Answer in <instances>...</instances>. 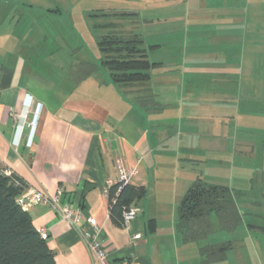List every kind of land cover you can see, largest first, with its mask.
<instances>
[{
    "label": "crops",
    "instance_id": "1",
    "mask_svg": "<svg viewBox=\"0 0 264 264\" xmlns=\"http://www.w3.org/2000/svg\"><path fill=\"white\" fill-rule=\"evenodd\" d=\"M145 1L0 0V167L96 218L114 264H264V1ZM72 14L100 38L118 22L144 39L161 64L151 71L152 107L113 85L102 66L76 63L61 48ZM29 104L26 123L36 127L21 131ZM118 158L129 168L140 160L131 184L147 189L129 229L110 218ZM210 166L248 172L251 189L237 187L235 176L228 185ZM197 179L237 193L238 227L227 230L212 214L206 238L185 240L177 210ZM28 212L49 232L56 264H97L50 206ZM226 243L222 260L203 252Z\"/></svg>",
    "mask_w": 264,
    "mask_h": 264
},
{
    "label": "trees",
    "instance_id": "2",
    "mask_svg": "<svg viewBox=\"0 0 264 264\" xmlns=\"http://www.w3.org/2000/svg\"><path fill=\"white\" fill-rule=\"evenodd\" d=\"M124 17V15H118ZM118 22L106 26L107 35L98 39L101 66L109 81L133 96L142 108L152 107L155 94L151 88V71L159 63L151 61L144 39L135 33L121 30ZM0 167V264H56L55 253L35 227L28 211L17 203L25 190L23 181L13 174L6 177ZM18 182V186L15 185ZM119 185L108 187L110 218L123 227L124 212L146 197L144 186L128 184L118 192ZM237 193L227 185L211 184L197 179L181 199L177 210V229L186 241H199L212 231L211 215L216 214L223 228L232 230L241 223L235 198ZM115 200V203L113 201ZM229 243L203 249L210 258H223Z\"/></svg>",
    "mask_w": 264,
    "mask_h": 264
},
{
    "label": "built area",
    "instance_id": "3",
    "mask_svg": "<svg viewBox=\"0 0 264 264\" xmlns=\"http://www.w3.org/2000/svg\"><path fill=\"white\" fill-rule=\"evenodd\" d=\"M27 113L22 114L23 125L19 124L18 128L23 131L24 125L30 112H32V104L27 107ZM38 116L37 113L34 114ZM36 120L26 123L30 130L35 129ZM140 160L137 165L129 168L122 158H118L115 162L116 176L112 185H119L118 193L128 184H131L133 179L139 173ZM2 174L6 177L13 176V172L9 169H3ZM18 186V182H15ZM108 194V191H107ZM17 203L25 211H29L31 208L38 205H48L57 212L59 217L66 221L73 229L80 232L81 237L87 245L90 252L95 257L97 264H114L109 259L108 253L102 243L101 234L103 227L98 223L96 218H87L81 208H76L70 204H61L60 195L49 196L33 189H27L23 191L17 198ZM115 203V200L113 201ZM140 213V209L137 206H131L124 212L123 215V227L129 229L131 222ZM38 232L44 240H49L50 235L46 228L39 227ZM135 239H140L141 235H135Z\"/></svg>",
    "mask_w": 264,
    "mask_h": 264
},
{
    "label": "rangeland",
    "instance_id": "4",
    "mask_svg": "<svg viewBox=\"0 0 264 264\" xmlns=\"http://www.w3.org/2000/svg\"><path fill=\"white\" fill-rule=\"evenodd\" d=\"M71 17L75 22L70 25L71 28L68 27L66 30L68 34L69 44L61 46V48H66V50L69 52L68 55L74 58L76 63L83 61L95 64L100 68L102 56L98 48V39L100 38L99 31L95 30L93 25L90 24L88 21L82 19L79 20L78 18L80 17L78 16V14H72ZM250 166H254V163L252 161L249 164V167ZM228 171L229 170L226 167H224L222 173L218 170L216 166H210L208 169L209 174L216 175L222 178L223 181H228V185L232 183L231 181L233 179V176H235L234 183L235 185H237V187H240L241 189L245 190L251 189L252 179H250V174L248 172L244 173L243 171H241L233 175L228 173ZM221 234V232H215L213 233L212 237L221 238Z\"/></svg>",
    "mask_w": 264,
    "mask_h": 264
}]
</instances>
